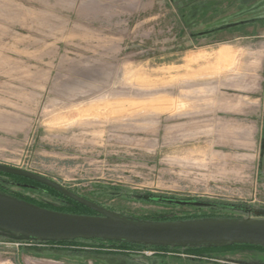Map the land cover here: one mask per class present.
Returning a JSON list of instances; mask_svg holds the SVG:
<instances>
[{
	"label": "rangeland",
	"instance_id": "374dc122",
	"mask_svg": "<svg viewBox=\"0 0 264 264\" xmlns=\"http://www.w3.org/2000/svg\"><path fill=\"white\" fill-rule=\"evenodd\" d=\"M0 164L132 218L264 220V0H0ZM119 244L0 229V264H264L250 247Z\"/></svg>",
	"mask_w": 264,
	"mask_h": 264
},
{
	"label": "water",
	"instance_id": "95a60500",
	"mask_svg": "<svg viewBox=\"0 0 264 264\" xmlns=\"http://www.w3.org/2000/svg\"><path fill=\"white\" fill-rule=\"evenodd\" d=\"M0 170L37 179L98 212L57 211L0 191V229L36 240L106 239L147 245L253 244L264 246V220L208 218L148 221L114 213L38 173L0 164Z\"/></svg>",
	"mask_w": 264,
	"mask_h": 264
},
{
	"label": "trees",
	"instance_id": "16d2710c",
	"mask_svg": "<svg viewBox=\"0 0 264 264\" xmlns=\"http://www.w3.org/2000/svg\"><path fill=\"white\" fill-rule=\"evenodd\" d=\"M0 175H6L8 177H11L13 179H15L16 181H23V182H28L30 184L36 185V186H40V187H44L47 190L53 192L54 194H56L59 197L64 198L66 201H68L69 205L66 207H54L51 205H47V204H38L32 200H29L25 197L19 196V195H14L18 198H21L23 200L38 204L42 207H46L49 209H53V210H57V211H63V212H68V213H75V214H84V215H97L98 212L90 209L89 207H87L86 205L76 201L75 199L71 198L70 196L66 195L65 193H63L62 191H60L59 189L52 187L44 182H41L37 179H34L32 177L26 176L24 174H19V173H15V172H10V171H2L0 170ZM0 191L2 192H6L8 193L3 186L0 185ZM10 194V193H9ZM86 199H89L87 197H85ZM90 200V199H89ZM92 201V200H91ZM126 216V215H124ZM130 217V216H127ZM132 218V217H131ZM189 219L186 220H192L194 218L197 217H188ZM191 218V219H190ZM138 219V218H136ZM184 218H179V217H159V218H142L141 220H148V221H178ZM76 239H73V241ZM70 242L72 240H61L59 242ZM114 241V240H113ZM115 242H119V246H117L118 248H121L120 251H125L124 249H137L140 250L144 247H147V244H143V243H136V242H130V241H115ZM154 246H158V245H154ZM187 246H191L190 251L195 250L196 252L204 250V249H223V248H230V247H250V248H256V249H262L264 250V246L261 245H253V244H237V243H226V244H209V245H205V244H201V245H187ZM159 247H166V246H159Z\"/></svg>",
	"mask_w": 264,
	"mask_h": 264
},
{
	"label": "crops",
	"instance_id": "0c3cea01",
	"mask_svg": "<svg viewBox=\"0 0 264 264\" xmlns=\"http://www.w3.org/2000/svg\"><path fill=\"white\" fill-rule=\"evenodd\" d=\"M235 52H236V50H234L233 47L225 45V46H222L217 51V56H218V58H222V59L223 58H225V59H227V58L233 59L234 55H235ZM256 57L260 58L261 54L259 52L256 53ZM242 75H244V74L242 73Z\"/></svg>",
	"mask_w": 264,
	"mask_h": 264
},
{
	"label": "flooded vegetation",
	"instance_id": "af4514ba",
	"mask_svg": "<svg viewBox=\"0 0 264 264\" xmlns=\"http://www.w3.org/2000/svg\"><path fill=\"white\" fill-rule=\"evenodd\" d=\"M78 240H82V239H78ZM77 239L75 241H78ZM54 244H57L56 242H53Z\"/></svg>",
	"mask_w": 264,
	"mask_h": 264
}]
</instances>
